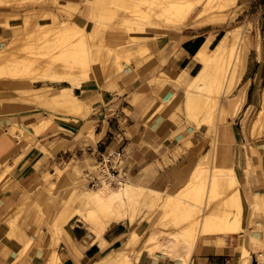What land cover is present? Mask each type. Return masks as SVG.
<instances>
[{
    "label": "rangeland",
    "instance_id": "rangeland-1",
    "mask_svg": "<svg viewBox=\"0 0 264 264\" xmlns=\"http://www.w3.org/2000/svg\"><path fill=\"white\" fill-rule=\"evenodd\" d=\"M160 1L93 0L95 6L93 9L95 8L98 12L93 11V9L91 12L85 10L87 0L5 1V5H0V23L7 20L8 25L3 26L0 24V53L2 54V50L5 48L6 53L3 52L7 59H5L6 63L0 62V80L6 84L15 80V86L12 88L16 93H28L25 92V87H28V85L21 86L20 84L26 82L33 86L37 82L33 81L31 76L47 65L51 58L56 56L60 60L65 48L75 45L79 49L82 46L88 48V59L91 67H93L92 72H78L83 77L84 82L95 80L94 66L97 63L95 57L98 54L95 55L93 52L98 48L99 51L105 52V58L103 56V59L99 58L101 59L99 65L102 71L100 70L99 74L101 81L97 82L100 85L123 80L122 78L126 75L125 66L132 68L137 73L131 79L132 84H137L140 80V69L148 68L151 63L165 64L169 60V56L178 57V35L183 31V28H179L183 25L174 27L170 20L162 16L161 8H159ZM196 9L189 25L193 27L186 29L209 28L220 32L222 36L230 29L242 30L244 39L249 41V45L246 46L244 61L247 57L250 65L248 70L245 71V69L244 72L238 67V79L234 81L227 92H223L222 89L218 91L219 88L215 84L207 88L203 94H200V104L191 113H186L185 107L182 108L186 93L182 88H178L172 83L175 77L177 79L176 74L160 71L157 74L158 76L153 77L158 82L165 78L169 79L163 86L175 91L178 95H183L180 96V102L173 108L174 110L170 112L165 121L167 138H176L178 133L181 135L182 130L189 127L193 132L187 138H181L179 144H182L185 148L198 145L199 149L203 151L190 170L179 179L168 176L163 171V163L168 161L167 153H169L170 147H167L165 153H163V161H156L157 168L149 167L146 162L142 165L135 164L133 161L127 160L126 156H123L125 173L122 177L124 179L136 180L145 185L149 184L158 191L163 190L160 199L153 197V195L156 197L158 194L154 189L146 190V196H143L145 198L144 202L140 203V208L138 207L139 209L135 214L136 230L140 234L139 241L133 246L129 255L132 259L146 237L155 230L161 232L163 236H160L161 242H174L175 237L187 228L185 227L187 224L182 223L177 215L179 213V202L183 199L193 200L187 193V187H196L194 189L199 190L202 194L201 198L204 200L207 195L210 169L214 171L210 174H218L231 168L238 182L241 205L239 220L244 230L232 235L228 241L223 242L224 245H222L223 240L217 239L218 236H201L198 239V244L201 246L205 243L207 246L213 247L230 245V250L234 252L233 259L231 258L235 262L233 264L239 263L241 249L246 247L250 253L249 260L253 257L256 259V263L264 264V185L263 180H259L257 176L258 172L262 173L264 171L263 72L262 81L246 93L251 78L253 79L256 76L257 79L258 77V74H256L257 65L255 64L256 55L264 66V0H201ZM214 17L219 18L218 24H208V21ZM73 22L79 23L83 27L77 33L72 32L71 27L68 26ZM149 37H155V42L150 44ZM22 57L24 59L29 57L34 60L35 63L30 65L29 70L21 67V71L19 66L16 67L21 63ZM241 59L237 62L238 66L242 62ZM36 67L39 70H36ZM33 69L34 71H32ZM149 84L152 83L149 82ZM152 85L160 86L156 82ZM218 95L220 100H218ZM164 104L165 102H162V105ZM260 116L261 119H259ZM151 121L155 122L154 117L151 118ZM218 133L222 135L218 136ZM164 145L165 143L162 142L159 146L149 144L146 146L159 153L160 147ZM180 150L178 146H175L173 151L175 158L180 154ZM229 153L232 154L229 163L219 160L218 154L222 159L223 156L221 155L225 156L226 154L227 156ZM87 159L93 160V162L96 161L87 153L74 155L72 158L55 161L50 169H46L45 172L37 175L39 178L37 190L42 192L45 198L27 194L19 207L20 212L26 213L24 224L27 222L32 223V228L26 231L29 235L34 237H38L39 234L43 235L41 227L45 222L47 231L52 237L59 235L64 224L83 225L81 218L73 211L79 197L82 195L80 186L75 183L77 180L85 178L81 181L82 184H87L92 190L101 182L98 178L99 172H91L86 168L85 161ZM213 160L216 162H213ZM75 163L85 168V173H88L87 176L83 173L78 175L74 173L72 165ZM158 168L161 170L160 175L156 172ZM193 172H195V177L192 176ZM109 175H106V177L111 188L116 189L118 184ZM90 176L94 178L92 183L90 182ZM158 176L160 180L154 182ZM147 178H150L149 181H145ZM218 188V193H216L218 195L215 194L214 200L220 203V199L223 200L224 198L226 200L230 196L231 190L227 192L229 188L223 186V189H221V186ZM220 190L224 191L221 192ZM75 191H78V193ZM170 191L174 193L175 197L170 198L172 203L165 204L164 200H168L167 193ZM162 204L164 208H162ZM223 207L222 210H224ZM231 209L235 213L237 212L235 208L231 207ZM61 210L63 214L59 215ZM32 211H35L34 216H31ZM69 211H72L73 214L66 220L65 216ZM17 217L16 215L15 220L11 223L15 228L20 229V226H17ZM159 219L162 221L161 224H158ZM124 225L125 231H128V225ZM15 231L17 233L18 230ZM255 235L259 240L253 238ZM26 238L25 249L32 242V238H29V236H26ZM53 243L56 245L58 241L54 240ZM121 245L122 243L118 248ZM209 248L211 249V247H206L207 250ZM155 253L158 254L157 258L152 257L147 252L142 253V256H140L141 262L143 264H151L152 262L177 264L170 258L161 255L160 252ZM259 253H262V256H259ZM54 255L57 256L55 250H53L52 256L54 257ZM112 255L113 253L109 258H105L104 264H113L110 261ZM53 257L52 261L55 260ZM191 261L193 264H197L193 256ZM133 264L135 263L133 262Z\"/></svg>",
    "mask_w": 264,
    "mask_h": 264
},
{
    "label": "crops",
    "instance_id": "crops-1",
    "mask_svg": "<svg viewBox=\"0 0 264 264\" xmlns=\"http://www.w3.org/2000/svg\"><path fill=\"white\" fill-rule=\"evenodd\" d=\"M93 11L97 10L94 8ZM189 27L193 26L179 28H183V31L178 35V57L169 56L165 64L151 63L148 68L140 69L137 84L131 82L137 73L128 66H125L126 75L123 80L116 83L100 85L97 81H101V77L97 69H94L95 80L85 81L81 86H72L66 80L50 79H35L33 81L37 83L33 86L21 83V86L28 85L25 92L29 94L16 93L12 88L15 80L9 84L0 80V264H91L100 258H109L123 242L122 237L127 232L123 223L109 226L102 235V241L96 239L86 226L79 224H64L57 237L48 233L46 222L41 227L43 235L34 237L26 232L32 228V223L24 224L26 213L19 211L20 204L27 194L45 198L37 190V175L50 169L62 155L64 158H72L74 155L87 153L96 160L106 152L123 151L127 160L138 165L146 162L149 167L157 168L156 161L162 162L163 153L170 147L168 161L163 163V171L175 179L184 176L195 164L203 150L198 145L185 148L179 144L181 138L193 132L192 129L188 127L182 130L181 135L178 133L176 138H167V126H164L167 116L180 102L182 94L178 95L163 86L169 79L158 82L153 78L160 71L176 74L179 79L175 77L172 83L185 92L190 79L202 66L195 59L197 52L208 40L209 49L218 45L220 40V32L214 29H186ZM155 39L149 37L148 41L152 44ZM98 51L97 48L93 54H98ZM96 59L97 57L95 61ZM245 61L241 68L243 72L250 65L247 57ZM255 64L258 80L256 76L251 78L246 93L262 81L264 66L257 55ZM148 80L160 86H153ZM162 102L165 104L162 105ZM182 108L184 109V104ZM153 117L155 122H150ZM162 142L165 145L160 147L159 153L146 146H159ZM175 146L181 149L177 158L173 154ZM231 155H221V160L229 163ZM156 172L161 174L159 168ZM257 176L259 180H263L264 185V171L258 172ZM158 180L159 176L154 182ZM62 214L61 210L59 215ZM16 215L20 229L11 223ZM34 215L35 211H32L31 216ZM15 230L21 232L15 233ZM234 234L220 235L217 239L223 240L224 245L223 242ZM26 236L32 238L27 249L24 247ZM253 238L259 240L256 235ZM54 240L58 241L56 245ZM103 241L106 243L104 248ZM205 245H201L202 248L192 255L197 264L235 263L231 260L234 252L230 250V245ZM206 247L211 249L207 250ZM53 250L59 259L57 261H52ZM138 262L135 264H143L141 258ZM249 262L248 264H259L253 257ZM237 264H241L240 260Z\"/></svg>",
    "mask_w": 264,
    "mask_h": 264
},
{
    "label": "bare ground",
    "instance_id": "bare-ground-1",
    "mask_svg": "<svg viewBox=\"0 0 264 264\" xmlns=\"http://www.w3.org/2000/svg\"><path fill=\"white\" fill-rule=\"evenodd\" d=\"M5 1L8 0H0V5L4 4ZM200 3L201 0H161L159 2V8H161L160 11L163 14L162 16H165L167 20H170V23H172L174 27H180L181 25L189 26L191 24V17L195 10H197L196 6ZM93 7H95L93 0H87L84 7L85 10L91 12ZM218 20L219 18L214 17L208 21V24L217 25ZM0 24H2L3 26L6 24L8 25L7 20H4V22ZM68 26L71 27L72 32L74 33L79 32L80 29L83 28L79 23L74 22L73 24H69ZM244 38V32L242 30L230 29L221 37V39L217 43L218 45H216L214 49H209L208 47L210 44V40H208L204 44V46L200 48L195 56V59L199 60L202 66L196 73V75H193L185 88L186 94L184 107L186 109V113L195 111V108L198 104H200L199 102H201L200 94H203L205 90L212 84L217 85V88H219L218 91L222 89L223 92H227L234 81L238 79V67L240 68V70L241 68H243V64L245 62L244 55L246 53V46L249 45V41H246ZM3 51L6 53L5 48L2 50V54L0 53L2 55V57L0 56V62L6 63L5 59L7 58H5L6 55ZM259 51L261 52L260 49ZM88 54V48L83 46L80 49L75 45L65 48V51L63 52V54H61L62 56L60 57V60L55 56L50 59V62L48 61L47 65L42 68L39 67L40 70L36 67V70L39 71L31 76V79H50L58 81L66 80L69 81L72 86H81L84 81L83 77H81L80 73L78 72L93 71V67H91V63L88 59ZM102 56L105 58V52L99 51L97 56V63L96 66H94V69H97L99 74L100 70L102 71L99 65L101 59L99 58H102ZM240 58H242V62H240L238 66L237 62L240 60ZM22 60L24 61L22 62ZM20 62L21 63H19V65L15 63V65H17L16 67L19 66L20 70L22 68L29 70L30 65H32V63H35L34 60H31L29 57L28 59H24V57H22ZM32 71H34V69ZM262 99L264 103V85L262 88ZM218 100H220V98ZM259 119H261V116L259 117ZM220 134L218 133V136ZM218 158L219 160H221L219 154ZM216 161L213 160V162ZM85 164L86 168L89 171L100 173L98 175V178L101 180V182L98 183L97 187L92 190L87 186V184H82L81 181L85 180V178H83L82 180H77L75 183L80 186L82 195L79 197L76 203V207L73 211H75L76 214L81 218L82 224L90 230L91 234H93L96 239H101V241L103 233L109 226L117 223H124L128 225V231L126 232L123 240H121L123 241L121 242L122 245L114 251L110 259L111 262H119V264H133V262L139 263L138 261L140 260V256L142 255V253L147 252L149 255H152V257L155 256L157 258L158 254L155 252H160L161 255L170 258L177 264H193L191 261L193 253L199 251L202 248L200 244H198V239L201 236L217 237L220 235L234 234L240 232V230H244V227L239 220L241 205L239 200L240 195L237 184L238 182L234 177L232 169L229 168V170H227L226 172L224 171L223 173L220 172L218 174H210L211 172H214L212 169H210L208 173L209 181L207 182V195L205 199L203 200L201 198L202 194H200L199 190L197 191L194 189L196 187L192 188L193 186H188L187 193H189V196L192 197L193 200L183 199L178 203V218L182 223L187 224V226H185L187 228L182 231L179 236L175 237L174 242H161V232L159 230L153 231L143 241L140 249L137 250L136 255L132 258V261L129 253L133 249V246L138 243L140 237V234L136 230L137 225H135V214L140 208V203L144 202L146 190L154 189V187H151L149 184L145 185L136 180L124 179L122 177V173L118 176H113L109 173L107 167H100L97 161L93 162V160L90 161L87 159L85 161ZM72 169L77 175L83 173L87 176L88 174L85 173L84 167L82 168L76 163L72 165ZM90 175L92 174L90 173ZM106 175H109V177L113 181L117 182L118 186L116 189L111 188ZM193 175L195 177V172H193L192 176ZM152 186L154 185L152 184ZM220 186L221 189H223L222 186L224 188L228 187L229 189H226L227 192L231 190V194L227 199L224 196L226 200H224V198V201L220 199L221 201H223H220L221 204L219 203V201L214 200L215 194L218 193L217 189H219L218 187ZM154 190L155 192H158V194L156 195V197L153 195V197L155 199H160L163 190ZM224 190L220 191L222 192ZM167 195L168 200H164V203L170 204L172 203V200L170 198L175 196L171 191L168 192ZM222 207L224 208V210H222ZM231 207L235 208L237 212L235 213L234 210L231 209ZM162 208H164L163 204ZM72 214L73 212L69 211V213L65 216L66 220L70 218ZM159 223H162L160 219L158 220V224ZM102 245L104 248L106 245L105 241L102 242ZM249 254V250L246 247H243L240 257L241 264L250 263ZM53 259H56V261L59 260L56 255H54ZM104 262L105 259L100 258L99 260L94 261L91 264H104Z\"/></svg>",
    "mask_w": 264,
    "mask_h": 264
},
{
    "label": "built area",
    "instance_id": "built-area-1",
    "mask_svg": "<svg viewBox=\"0 0 264 264\" xmlns=\"http://www.w3.org/2000/svg\"><path fill=\"white\" fill-rule=\"evenodd\" d=\"M123 151H109L100 155V158L96 159L100 167H107L108 171L112 175L124 174V165H123ZM65 156H61L59 161L63 160ZM90 182H94V178L91 177Z\"/></svg>",
    "mask_w": 264,
    "mask_h": 264
},
{
    "label": "trees",
    "instance_id": "trees-1",
    "mask_svg": "<svg viewBox=\"0 0 264 264\" xmlns=\"http://www.w3.org/2000/svg\"><path fill=\"white\" fill-rule=\"evenodd\" d=\"M219 37H220V38L222 37L221 33L218 35V38H219Z\"/></svg>",
    "mask_w": 264,
    "mask_h": 264
}]
</instances>
